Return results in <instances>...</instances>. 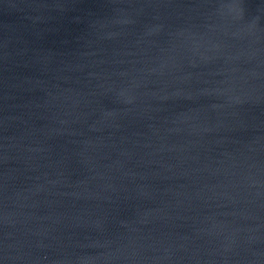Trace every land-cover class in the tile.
Instances as JSON below:
<instances>
[{"label": "water", "instance_id": "95a60500", "mask_svg": "<svg viewBox=\"0 0 264 264\" xmlns=\"http://www.w3.org/2000/svg\"><path fill=\"white\" fill-rule=\"evenodd\" d=\"M0 264H264V0H0Z\"/></svg>", "mask_w": 264, "mask_h": 264}]
</instances>
